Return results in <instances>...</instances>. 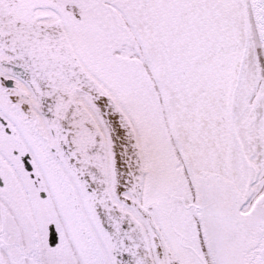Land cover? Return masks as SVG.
<instances>
[{"label":"snow or ice","instance_id":"snow-or-ice-1","mask_svg":"<svg viewBox=\"0 0 264 264\" xmlns=\"http://www.w3.org/2000/svg\"><path fill=\"white\" fill-rule=\"evenodd\" d=\"M0 264H264V0H0Z\"/></svg>","mask_w":264,"mask_h":264}]
</instances>
